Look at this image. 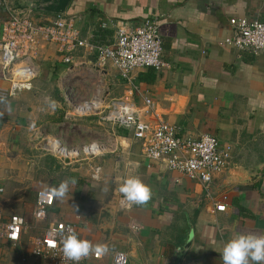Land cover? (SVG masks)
<instances>
[{"label": "crops", "instance_id": "obj_1", "mask_svg": "<svg viewBox=\"0 0 264 264\" xmlns=\"http://www.w3.org/2000/svg\"><path fill=\"white\" fill-rule=\"evenodd\" d=\"M66 15L94 46L113 44L120 26L157 19L166 66L135 69L126 80L111 65L99 67L90 47L77 49L66 63L58 45L38 37L28 58L36 71L31 89L0 103V211L4 220L19 215L26 223L19 243L0 241V264H56L32 253L35 239L56 221L74 224L80 239L110 249L79 264H114L121 251L129 264L133 253L142 264H223L230 239L264 234V176L246 172L264 163V51L225 44L236 36L231 19L264 22V0H72ZM34 16L47 24L55 15ZM0 84L9 88L11 82ZM126 96L141 111L146 99L153 101L146 121H165L182 138L212 135L221 148L231 146L228 169L207 190L147 158L133 129L103 120L111 102ZM88 101L100 110L85 113L93 110ZM48 140L66 148L100 142L104 149L90 159L62 161L44 149ZM93 165L102 168L99 181L91 176ZM132 176L151 188L152 198L123 210L117 189ZM63 182L66 195L55 196L46 222H36L37 193ZM222 204L226 212L216 210Z\"/></svg>", "mask_w": 264, "mask_h": 264}, {"label": "built area", "instance_id": "obj_2", "mask_svg": "<svg viewBox=\"0 0 264 264\" xmlns=\"http://www.w3.org/2000/svg\"><path fill=\"white\" fill-rule=\"evenodd\" d=\"M5 11L10 12L9 18L2 23L0 29V80L11 82L6 88L0 84V103H5L20 90L31 89V81L35 76V68L28 61L29 55L38 46V37L44 36L48 41L58 45L65 56L66 63L71 62L73 53L82 47H90L96 52L99 67L113 66L118 69L121 77L130 80L131 73L138 68L162 69L166 66L163 59V43L157 19H149L143 25L129 29L120 26L113 44L108 46L88 45L83 40L80 31L75 27V19L66 14L55 15L47 24H39L33 12L13 14L10 11V1L0 0ZM231 25L237 36L225 41L226 45L239 50H252L255 54L264 51V22L245 18L231 19ZM131 92H129V96ZM129 96L114 99L109 112L103 120L118 128L133 129L135 139L142 142L143 154L158 162H163L172 171L182 173L199 182L205 189H209L215 177L228 169L232 147L221 148L219 140L212 135H203L199 139L182 138L177 129L169 123L157 119L149 122L144 115H151L155 106L153 101L146 99V108L141 111ZM92 101L85 104L88 105ZM97 110L85 113L94 114ZM143 112V114H142ZM44 149L58 156L62 161H79L81 155L92 158L102 153L104 145L93 142L76 148H66L55 140H48ZM102 168L92 167V178L101 179ZM5 189L0 185V194ZM55 204V195L50 191L37 193L34 218L43 223L48 220L50 210ZM120 209H130L123 196L119 198ZM216 210L226 212L227 205H217ZM26 226L25 219L19 215H12L8 220L3 219L0 211V241L17 244ZM76 226L64 221L50 224L41 237L35 239L32 253L41 258L50 259L56 264H73L66 260L62 253V238ZM104 254H93L79 263L90 259H101ZM114 264H129L130 258L126 252H116L113 255Z\"/></svg>", "mask_w": 264, "mask_h": 264}, {"label": "clouds", "instance_id": "obj_3", "mask_svg": "<svg viewBox=\"0 0 264 264\" xmlns=\"http://www.w3.org/2000/svg\"><path fill=\"white\" fill-rule=\"evenodd\" d=\"M67 190V183L63 182L59 188H53L52 193L63 198ZM117 191L130 205L144 206L152 198L151 188L135 176L124 179ZM61 244L64 259L73 264H79L93 254H107L110 251L107 245H93L89 240L80 239L72 229L62 238ZM221 259L223 264H264V234H239L230 239L222 249Z\"/></svg>", "mask_w": 264, "mask_h": 264}, {"label": "water", "instance_id": "obj_4", "mask_svg": "<svg viewBox=\"0 0 264 264\" xmlns=\"http://www.w3.org/2000/svg\"><path fill=\"white\" fill-rule=\"evenodd\" d=\"M10 1V11L13 14H21L17 12L16 6H20V11L26 10L27 12H39L48 13L52 15H62L68 12L70 3L72 0H9ZM4 14L0 16H6L9 18L10 12L4 11ZM237 36V33H236ZM235 36V37H236ZM247 174L253 177L264 176V163L255 166L252 170L246 171ZM192 231L190 238L188 239V245L191 242ZM135 261L131 264H142L140 258L136 254H132Z\"/></svg>", "mask_w": 264, "mask_h": 264}, {"label": "flooded vegetation", "instance_id": "obj_5", "mask_svg": "<svg viewBox=\"0 0 264 264\" xmlns=\"http://www.w3.org/2000/svg\"><path fill=\"white\" fill-rule=\"evenodd\" d=\"M20 6H16V9H17V12L18 13H26L27 11L26 10H24V11H20V8H19ZM33 13H35L34 11H32Z\"/></svg>", "mask_w": 264, "mask_h": 264}, {"label": "bare ground", "instance_id": "obj_6", "mask_svg": "<svg viewBox=\"0 0 264 264\" xmlns=\"http://www.w3.org/2000/svg\"><path fill=\"white\" fill-rule=\"evenodd\" d=\"M88 106H89V108H93L94 110H95V104L94 103H90V104H88Z\"/></svg>", "mask_w": 264, "mask_h": 264}, {"label": "rangeland", "instance_id": "obj_7", "mask_svg": "<svg viewBox=\"0 0 264 264\" xmlns=\"http://www.w3.org/2000/svg\"><path fill=\"white\" fill-rule=\"evenodd\" d=\"M2 9H3V8H2ZM2 9H1V11H3ZM1 11H0V12H1ZM79 102H80V101H79ZM77 105H79V104H77ZM69 108H72V107H68V108H66V110H69ZM72 110H74V109L72 108Z\"/></svg>", "mask_w": 264, "mask_h": 264}, {"label": "trees", "instance_id": "obj_8", "mask_svg": "<svg viewBox=\"0 0 264 264\" xmlns=\"http://www.w3.org/2000/svg\"><path fill=\"white\" fill-rule=\"evenodd\" d=\"M4 20H7V19H4Z\"/></svg>", "mask_w": 264, "mask_h": 264}]
</instances>
